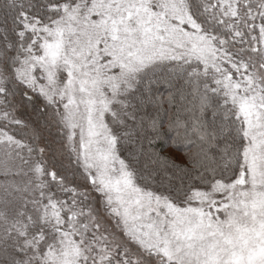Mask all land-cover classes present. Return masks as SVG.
<instances>
[{"label": "snow or ice", "instance_id": "6c2138e0", "mask_svg": "<svg viewBox=\"0 0 264 264\" xmlns=\"http://www.w3.org/2000/svg\"><path fill=\"white\" fill-rule=\"evenodd\" d=\"M0 264H264V0H0Z\"/></svg>", "mask_w": 264, "mask_h": 264}, {"label": "trees", "instance_id": "16d2710c", "mask_svg": "<svg viewBox=\"0 0 264 264\" xmlns=\"http://www.w3.org/2000/svg\"><path fill=\"white\" fill-rule=\"evenodd\" d=\"M153 147L160 157L178 165L186 162L189 151L193 149V145L176 139L175 133L168 129L166 120L160 129L159 137L154 141Z\"/></svg>", "mask_w": 264, "mask_h": 264}]
</instances>
